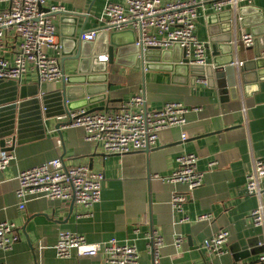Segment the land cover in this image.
Listing matches in <instances>:
<instances>
[{
	"label": "crops",
	"instance_id": "crops-1",
	"mask_svg": "<svg viewBox=\"0 0 264 264\" xmlns=\"http://www.w3.org/2000/svg\"><path fill=\"white\" fill-rule=\"evenodd\" d=\"M105 1L44 0L43 9L62 8L52 14V20L57 26L64 57L72 52L74 39L80 40L83 32L105 26L99 19ZM196 1L201 3L196 28L200 40L207 42L210 36L225 34L221 27L228 24H222L221 19L229 10L235 12L237 16L233 19L238 23L242 19L238 14L241 10L246 26L240 32L254 29L259 33L260 38L251 47L243 46L238 34L232 38L234 75L232 72L233 77L226 76L223 80L235 79L237 88L226 95L227 100L220 95L218 85L213 87L205 79L196 83L187 81L185 67L169 68L163 64V60L179 61L182 56L179 49L151 55L156 65L144 70L136 67L130 49L116 56L119 62L107 65L108 99L89 104L85 106L87 109L114 110L134 95L142 94L150 110L159 109L167 102L183 104L189 108L186 123L160 131L155 147L122 155L106 154L100 146L87 141L84 128L78 126L61 127L60 131L46 127L43 137L16 144L12 151H0L11 157L7 166L0 169V222L15 223L19 234L11 250H0V264H106L102 256H79L75 250L70 257H58L55 246L60 231L82 234L90 243L112 237L131 240L138 248V264H258L264 224L255 225L252 221V212L260 199L246 192V177L255 159H264V79L259 78L264 67L258 69L253 61L256 54L261 55L264 45L261 34L264 26L258 13L260 9L264 13V0H252L222 11L214 10L210 0ZM6 5L0 2V10ZM218 13L223 17H211ZM232 27L236 32L235 20ZM131 39L133 34L129 31L116 41L123 44ZM92 42L98 45V57L102 60L100 56L106 54L104 39ZM9 46L10 51L15 47L11 39ZM206 51L210 63L214 57L210 48ZM71 63L66 61L67 73ZM259 64L264 66V60ZM61 82L40 81L37 72L30 71L21 85L29 91L38 84L40 92L48 93L60 89ZM182 134L187 138L182 139ZM182 153L197 155L198 168L205 173L199 187L189 189L184 183L173 184L156 178L170 174ZM56 157L62 158L66 166L86 164L93 171L102 172L100 201L87 208L74 205L71 209V203L60 199L31 197L20 208L16 196L18 173ZM210 161L217 164L209 168ZM174 192L187 196L182 212L173 208ZM203 214H208V218L199 219ZM222 229L229 232L225 251L219 255L210 253L204 241ZM149 235L163 239L156 257ZM248 241L251 246L244 250ZM251 249L254 253L245 255Z\"/></svg>",
	"mask_w": 264,
	"mask_h": 264
},
{
	"label": "built area",
	"instance_id": "built-area-1",
	"mask_svg": "<svg viewBox=\"0 0 264 264\" xmlns=\"http://www.w3.org/2000/svg\"><path fill=\"white\" fill-rule=\"evenodd\" d=\"M252 0H210L216 11L226 7L237 8ZM7 3L0 10V79L20 82L30 71H36L40 81H60L62 71V45L57 39V26L52 14L62 8L52 6L43 9L44 0H0ZM201 3L196 0H106L100 21L111 29L134 31V44L139 51L149 48L167 50L179 45L184 51L183 61L189 65H206L207 51L205 42L196 34ZM98 30L93 29L81 34L82 40L94 41ZM9 39L15 45L10 51ZM241 43L251 47L256 36L243 32ZM140 56V55H139ZM264 58V48L261 51ZM107 59L106 55L100 56ZM144 61V60H143ZM145 62V61H144ZM146 63V62H145ZM189 108L179 102H167L159 109H147L145 98L136 94L119 108L90 111L86 107L71 110L58 117L61 127H82L85 138L102 148L106 154L122 155L134 151L148 150L156 146L160 131L181 126L186 123ZM187 136L182 134V139ZM10 155L0 154V169L7 166ZM173 171L163 177V181L184 183L189 189L202 185L205 173L198 168L195 153H182L176 159ZM217 163L210 161L212 168ZM16 196L19 207L24 208L31 197L60 199L65 203H74L83 208L100 201L104 175L93 171L86 164L66 166L60 157H56L21 170L18 175ZM264 159H255L253 169L246 177V192L259 197V205L252 212L255 225L264 224ZM186 194L174 192L171 203L173 208L183 211ZM203 214L199 219H207ZM155 257L159 254L161 236L148 237ZM229 232L220 230L204 241V247L219 255L225 251ZM19 239L15 223L0 222V250L9 251ZM60 258L71 256L73 250L79 256H102L106 264H138L139 252L136 243L131 240L120 241L112 237L105 241L90 243L84 235L60 231L55 246ZM258 264H264V250L258 257ZM210 264V263H208ZM234 264H245L236 262Z\"/></svg>",
	"mask_w": 264,
	"mask_h": 264
},
{
	"label": "water",
	"instance_id": "water-1",
	"mask_svg": "<svg viewBox=\"0 0 264 264\" xmlns=\"http://www.w3.org/2000/svg\"><path fill=\"white\" fill-rule=\"evenodd\" d=\"M90 11V10H89ZM221 13V12H220ZM215 14L211 17H223L222 14ZM259 22L264 26V13L262 9L258 10ZM242 16L241 21L238 23L236 19L237 15L232 10L227 12L226 17L221 19V23L228 24L222 31L225 34L219 36H210L208 41L205 42V47L211 49V54L214 57L212 62L206 65H189L187 62L182 61L184 51L175 45L173 48L181 51V59L179 61H171L166 63L163 60V64L172 68L185 67L187 81L193 82L199 79H205L213 87L219 89V93L222 98L227 99L226 95L230 91L235 90L237 87V81L235 79H226L224 77H233L234 64L233 56L231 54V42L232 38L238 34L241 38V28L246 26L245 19L241 10L238 12ZM237 23V31H233V21ZM110 27H100L98 35L95 41L104 39V46L107 59L100 60L98 57L99 49L98 45H95L92 41L74 39V45L72 52L64 57L62 46V86L60 89L51 91L48 93L40 92L38 84L34 85L32 90L27 91V87L21 85L20 82L12 80L0 79V151L7 152L12 151L16 144H20L31 140L30 138L43 137L46 133V127H52L60 131L62 122L58 120L59 116L68 114L71 110L85 107L89 104L107 100V89L110 88L108 84V64L118 63L119 57L127 49H130L134 53L136 58V67L141 69H150L154 64L152 61L153 54H162L165 50L158 48H149L146 52H140L139 48L134 44L135 36L132 30L111 31ZM132 32L133 39L127 43L119 44L116 40L121 36ZM256 39L259 33H256L254 29L252 32ZM212 34H215L212 32ZM264 35V31L262 33ZM109 36V38L107 37ZM128 44L127 46H124ZM62 45V44H61ZM116 47L119 49L116 52ZM264 48V45H263ZM140 55V56H139ZM227 55L226 58L220 56ZM264 60L260 54H256L254 63H257L258 69L264 67L259 64L260 60ZM146 62H144V61ZM66 61L72 62L70 64L69 72L66 71ZM160 61V60H158ZM244 64V63H243ZM256 65V64H255ZM243 69L245 65L242 66ZM233 72V75L230 74ZM260 79H264V72L260 75ZM228 100V99H227ZM105 109V107H96L90 109V111ZM35 131V133H30ZM74 203H71V209L74 207ZM251 242L248 241V247H244V250H248ZM260 244L262 251L264 250V235L260 237ZM239 246H236L238 248ZM246 248V249H245ZM238 250V249H237ZM254 253V250L248 251L245 255Z\"/></svg>",
	"mask_w": 264,
	"mask_h": 264
}]
</instances>
